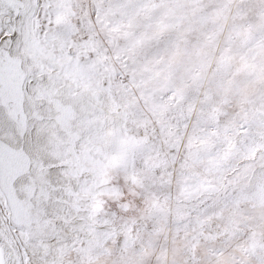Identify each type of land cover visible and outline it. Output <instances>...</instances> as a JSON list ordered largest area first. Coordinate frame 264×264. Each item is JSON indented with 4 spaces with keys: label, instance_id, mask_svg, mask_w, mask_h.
<instances>
[{
    "label": "rangeland",
    "instance_id": "obj_1",
    "mask_svg": "<svg viewBox=\"0 0 264 264\" xmlns=\"http://www.w3.org/2000/svg\"><path fill=\"white\" fill-rule=\"evenodd\" d=\"M35 1L24 49L107 108L54 263L264 264V0Z\"/></svg>",
    "mask_w": 264,
    "mask_h": 264
},
{
    "label": "bare ground",
    "instance_id": "obj_2",
    "mask_svg": "<svg viewBox=\"0 0 264 264\" xmlns=\"http://www.w3.org/2000/svg\"><path fill=\"white\" fill-rule=\"evenodd\" d=\"M35 2L22 0L23 7L17 11L0 0V208H4L6 194L8 213L11 212L14 221L26 226L32 237L27 238L29 262L55 264L54 243L59 240L70 243L75 233L84 231L85 219L98 222L76 206L80 203L93 208L92 201L72 194H85L89 177L72 166L63 167L61 162L69 161L76 149L91 150L99 156L94 140L107 124L104 125L103 99L97 100L88 88L74 90L71 80L62 79V74L55 76L59 72L56 68L41 69L37 57L32 58V53L24 49L26 29L31 31L33 26L30 17ZM5 52L17 59H13L15 66L6 59ZM15 68L22 71L20 83L7 80ZM60 216L67 221L50 223V219ZM203 222L211 226L210 221ZM11 224L7 212L0 213V242L6 264H23L20 253L24 246L15 233L23 235V231ZM41 244L48 248L41 250Z\"/></svg>",
    "mask_w": 264,
    "mask_h": 264
},
{
    "label": "water",
    "instance_id": "obj_3",
    "mask_svg": "<svg viewBox=\"0 0 264 264\" xmlns=\"http://www.w3.org/2000/svg\"><path fill=\"white\" fill-rule=\"evenodd\" d=\"M5 2H7L12 8H15V10L19 11L23 6H22V0H5ZM7 21V18H5V22ZM6 54V59L11 61V62H14L13 63V66H15V62L13 59L15 58H12V56H10L8 54V52H5ZM17 60V59H15ZM22 71L20 69H14L12 70L7 76V80L9 82H13V83H16L17 81H19V83L21 82L22 80ZM0 264H6V256H5V250H4V247L3 245L1 244L0 242Z\"/></svg>",
    "mask_w": 264,
    "mask_h": 264
}]
</instances>
